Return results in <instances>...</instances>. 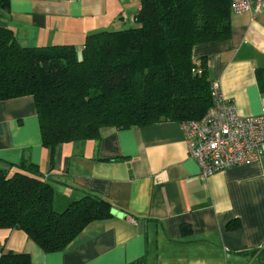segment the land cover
I'll use <instances>...</instances> for the list:
<instances>
[{
    "label": "crops",
    "instance_id": "0c3cea01",
    "mask_svg": "<svg viewBox=\"0 0 264 264\" xmlns=\"http://www.w3.org/2000/svg\"><path fill=\"white\" fill-rule=\"evenodd\" d=\"M140 0H7L0 26L23 46L72 44L87 35L129 27ZM226 40L198 44L211 81L239 115L264 110V4L231 13ZM262 71L260 77L257 72ZM25 155L53 186L63 208L93 191L112 216L90 223L62 251L46 252L21 229L0 228V257L27 253L30 264H264V155L207 178L189 156L178 122L124 130L104 128L99 139L41 143L34 100L0 101V166Z\"/></svg>",
    "mask_w": 264,
    "mask_h": 264
},
{
    "label": "trees",
    "instance_id": "16d2710c",
    "mask_svg": "<svg viewBox=\"0 0 264 264\" xmlns=\"http://www.w3.org/2000/svg\"><path fill=\"white\" fill-rule=\"evenodd\" d=\"M230 5L140 0L131 26L89 34L80 50L72 44L23 46L0 26V101L33 98L51 166L59 144L99 139L107 127L172 121L182 129L212 104L205 57L195 58L193 49L230 37ZM111 216V203L93 191L55 207L52 184L25 155L0 166V228L23 230L46 252L67 249L90 223ZM0 264H30V257L8 252Z\"/></svg>",
    "mask_w": 264,
    "mask_h": 264
},
{
    "label": "built area",
    "instance_id": "2783aa9c",
    "mask_svg": "<svg viewBox=\"0 0 264 264\" xmlns=\"http://www.w3.org/2000/svg\"><path fill=\"white\" fill-rule=\"evenodd\" d=\"M230 3L234 13L256 12L264 0ZM210 93L212 104L201 119L182 124L188 154L197 161L205 178L228 167L258 161L264 155V110L256 116L239 115L216 80L211 81Z\"/></svg>",
    "mask_w": 264,
    "mask_h": 264
},
{
    "label": "water",
    "instance_id": "95a60500",
    "mask_svg": "<svg viewBox=\"0 0 264 264\" xmlns=\"http://www.w3.org/2000/svg\"><path fill=\"white\" fill-rule=\"evenodd\" d=\"M113 214H115V212H112Z\"/></svg>",
    "mask_w": 264,
    "mask_h": 264
}]
</instances>
